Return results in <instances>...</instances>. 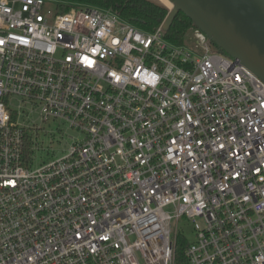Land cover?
Segmentation results:
<instances>
[{
    "label": "built area",
    "instance_id": "1",
    "mask_svg": "<svg viewBox=\"0 0 264 264\" xmlns=\"http://www.w3.org/2000/svg\"><path fill=\"white\" fill-rule=\"evenodd\" d=\"M168 10L174 8L160 0ZM0 0V264H264V80L163 23ZM42 122L77 130L35 165Z\"/></svg>",
    "mask_w": 264,
    "mask_h": 264
},
{
    "label": "water",
    "instance_id": "2",
    "mask_svg": "<svg viewBox=\"0 0 264 264\" xmlns=\"http://www.w3.org/2000/svg\"><path fill=\"white\" fill-rule=\"evenodd\" d=\"M170 1L174 8L164 20V31L175 12L181 10L207 34L210 42L240 58L264 80V0Z\"/></svg>",
    "mask_w": 264,
    "mask_h": 264
},
{
    "label": "trees",
    "instance_id": "3",
    "mask_svg": "<svg viewBox=\"0 0 264 264\" xmlns=\"http://www.w3.org/2000/svg\"><path fill=\"white\" fill-rule=\"evenodd\" d=\"M60 2V11L65 12L73 4H89L100 8L117 11L123 18L133 23L144 31H155L166 19L168 10L159 2L153 0H57ZM199 28L196 22L181 10L173 15L165 37L175 44H183L188 41L189 34ZM200 29V28H199ZM212 49L218 50L226 55L228 53L221 49L217 43L211 42ZM189 240L178 234L175 239L174 264H190L186 256V248Z\"/></svg>",
    "mask_w": 264,
    "mask_h": 264
},
{
    "label": "rangeland",
    "instance_id": "4",
    "mask_svg": "<svg viewBox=\"0 0 264 264\" xmlns=\"http://www.w3.org/2000/svg\"><path fill=\"white\" fill-rule=\"evenodd\" d=\"M153 1L161 3L160 0ZM36 123L41 128L39 130V139L40 142H42L41 146L43 147L37 151L35 165H40L44 162H49L63 156L67 153L72 137H80L79 132L70 128L67 124H59L58 122H42L40 119H37ZM177 229L179 232L181 231V234H183L187 239H194L195 231L193 226L185 220L180 221Z\"/></svg>",
    "mask_w": 264,
    "mask_h": 264
},
{
    "label": "bare ground",
    "instance_id": "5",
    "mask_svg": "<svg viewBox=\"0 0 264 264\" xmlns=\"http://www.w3.org/2000/svg\"><path fill=\"white\" fill-rule=\"evenodd\" d=\"M163 1L166 2L169 6H171V4L168 0H163Z\"/></svg>",
    "mask_w": 264,
    "mask_h": 264
}]
</instances>
